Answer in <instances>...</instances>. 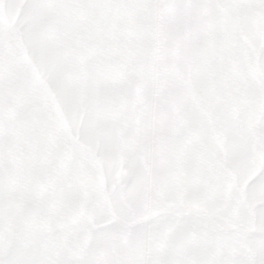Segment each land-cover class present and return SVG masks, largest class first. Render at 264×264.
<instances>
[{"label": "snow or ice", "instance_id": "6c2138e0", "mask_svg": "<svg viewBox=\"0 0 264 264\" xmlns=\"http://www.w3.org/2000/svg\"><path fill=\"white\" fill-rule=\"evenodd\" d=\"M0 264H264V0H0Z\"/></svg>", "mask_w": 264, "mask_h": 264}]
</instances>
